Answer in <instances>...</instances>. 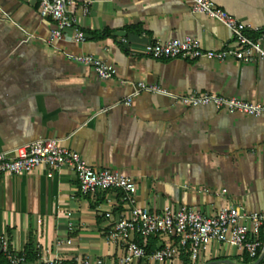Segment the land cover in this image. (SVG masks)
Instances as JSON below:
<instances>
[{"label":"crops","instance_id":"crops-1","mask_svg":"<svg viewBox=\"0 0 264 264\" xmlns=\"http://www.w3.org/2000/svg\"><path fill=\"white\" fill-rule=\"evenodd\" d=\"M210 1L239 22L264 25V0ZM191 7L192 0H71L86 39L79 44L71 32L50 40L55 25L39 16L38 0H0V152L55 139L95 170L131 179L137 206L155 212L182 206L205 216L230 207L264 212V115L184 107L149 94L119 104L138 83L178 96L209 93L264 104L262 62L133 55L148 43L185 37L198 39L205 51L236 46L222 24ZM82 55L112 64L116 76L100 80L73 61ZM125 214L118 192L81 196L68 168L51 178L45 169L0 177V238L20 256L29 244L37 248L38 260L27 264H71L78 257L119 264L122 251L107 237ZM243 257L213 243L194 264H243L237 261ZM0 264H7L1 245Z\"/></svg>","mask_w":264,"mask_h":264},{"label":"built area","instance_id":"built-area-1","mask_svg":"<svg viewBox=\"0 0 264 264\" xmlns=\"http://www.w3.org/2000/svg\"><path fill=\"white\" fill-rule=\"evenodd\" d=\"M70 6L71 0H38V14L55 25L50 32V40L60 39L65 33L71 32L72 41L81 44L86 39L70 11ZM88 12V5H85L83 14L87 15ZM191 13L204 15L222 24L230 32L236 46L216 52L205 51L198 39L185 37L182 40L148 43L133 55L153 60L204 59L224 62L234 59L247 64L264 63V25L251 27L239 22L210 0H192ZM73 61L90 67L100 80L110 81L116 76V69L112 64L93 56H77ZM141 94L165 97L184 107L210 106L251 117L264 115V104H252L209 93L191 92L178 96L160 86L143 83L136 84L133 93L119 104L129 106ZM63 168L74 172L81 196L92 195L97 190L119 193L126 214L116 222L107 237L109 242L122 251L119 264H169L178 259L186 249L189 251L190 264H194L213 243L234 249L250 260L256 259L258 253H262L264 249V245L257 240L264 224V212L245 213L230 207L221 209L212 216H205L195 209L182 206L169 205L161 212L137 206L134 202L136 186L131 179L117 172L95 170L79 154L66 149L61 141L55 139H39L26 146L0 152V177L26 175L45 169L47 176L51 178L54 172ZM68 231H73L72 223L68 224ZM136 236L142 239L157 237L159 245L154 252L147 254L145 248L136 243ZM66 244L70 245L71 240H67ZM0 245L9 264H25L23 256L14 254L8 248L6 238H0ZM40 264L60 262L57 259H43ZM71 264L92 263L86 258L78 257ZM95 264L102 262L98 260Z\"/></svg>","mask_w":264,"mask_h":264},{"label":"trees","instance_id":"trees-1","mask_svg":"<svg viewBox=\"0 0 264 264\" xmlns=\"http://www.w3.org/2000/svg\"><path fill=\"white\" fill-rule=\"evenodd\" d=\"M257 240L262 245H264V224L260 228ZM135 241H136V243L139 246L145 248L147 254H150V253H152V252H154L156 250L158 238L157 237H151V238H148V239H142L139 236H136ZM260 254L261 253L259 252L258 256L254 260H250L246 256H244L242 258L243 259V264H254L258 260V258L260 257ZM181 255H182V259H183L182 260L183 264H190L189 263V251H188V249H186L183 253H181ZM3 256L5 257L4 254H3ZM23 257L25 258V264L33 263V262L38 260L39 252H38L37 248H34L33 245L29 244L27 246L26 254L23 255ZM5 260L7 261V264H9L6 257H5ZM259 264H264V258L262 259V261Z\"/></svg>","mask_w":264,"mask_h":264},{"label":"water","instance_id":"water-1","mask_svg":"<svg viewBox=\"0 0 264 264\" xmlns=\"http://www.w3.org/2000/svg\"><path fill=\"white\" fill-rule=\"evenodd\" d=\"M263 258H264V250H263L262 254L260 255V257L258 258V260L254 264H259L262 261ZM219 263L220 264H235V263H232L230 261L215 262L213 264H219Z\"/></svg>","mask_w":264,"mask_h":264},{"label":"rangeland","instance_id":"rangeland-1","mask_svg":"<svg viewBox=\"0 0 264 264\" xmlns=\"http://www.w3.org/2000/svg\"><path fill=\"white\" fill-rule=\"evenodd\" d=\"M237 261H238L239 263H241L243 260H242V259H237ZM152 264H155V263H152Z\"/></svg>","mask_w":264,"mask_h":264}]
</instances>
